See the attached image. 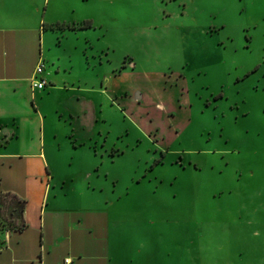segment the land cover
Here are the masks:
<instances>
[{
  "label": "rangeland",
  "instance_id": "rangeland-1",
  "mask_svg": "<svg viewBox=\"0 0 264 264\" xmlns=\"http://www.w3.org/2000/svg\"><path fill=\"white\" fill-rule=\"evenodd\" d=\"M188 2L118 0L115 9L85 10L100 23L88 35L79 32L87 50L71 73L88 93L60 82L47 94L46 144L56 131L54 142H68L71 124L57 121L61 111L83 116L73 126L80 139L97 133L93 150L74 149L81 163L68 143L59 159L73 164L59 172L75 171L84 188L80 166L99 160L102 190L83 202L114 209L126 262L264 264V0ZM69 24L75 27L56 28H80ZM42 53L56 61L64 51L50 52L46 42ZM156 158L162 162L152 165ZM17 164L0 162L5 194L18 193L34 175ZM55 179L44 177L52 192ZM9 198L0 199V219Z\"/></svg>",
  "mask_w": 264,
  "mask_h": 264
},
{
  "label": "crops",
  "instance_id": "crops-1",
  "mask_svg": "<svg viewBox=\"0 0 264 264\" xmlns=\"http://www.w3.org/2000/svg\"><path fill=\"white\" fill-rule=\"evenodd\" d=\"M125 1L137 4V0ZM154 1L162 7L172 2L189 5L188 0ZM116 2L118 0H0V162L5 158L18 160V166H26L28 172H34L18 193L9 195L0 191V199L10 197L11 201L6 215L0 219V264H130L122 259L120 220L114 209L104 204L92 207L83 202V197H98L96 189L102 190L98 182L99 160L92 159L90 168L80 166L79 178L84 188L78 186L75 171L59 172L60 167L73 164L59 159L61 151L69 152L68 143L69 153L76 154L75 150L84 145L93 150L90 143H98L99 136L93 131L87 141L80 139L73 126L77 120H83V116L72 110H59L57 121L71 124L70 134L63 135L68 142H54L59 135L56 131L50 132L52 143L47 145L49 117L43 109L47 94L58 91L60 88L56 86H61L60 82L67 91L77 89L79 94L88 93L83 90L82 77L71 73L76 65L83 66L79 57L87 50L79 32L85 30L88 35V31L97 29L100 23L96 13L85 10L88 12L91 6L96 11L98 6L105 11L108 5L115 9ZM85 20H92L91 29L51 27L57 23L81 24ZM46 42L50 52L52 47L64 51L56 61L45 60L42 45ZM41 60L56 68L55 74L46 77L53 86L49 92H44V88L34 90L31 85L34 70ZM90 86L91 92L97 94L98 83ZM73 158L81 163L80 155ZM44 177L55 179V192H52L53 181H45ZM15 198L26 201V206L19 209L12 202ZM11 223L22 227H9Z\"/></svg>",
  "mask_w": 264,
  "mask_h": 264
},
{
  "label": "trees",
  "instance_id": "trees-1",
  "mask_svg": "<svg viewBox=\"0 0 264 264\" xmlns=\"http://www.w3.org/2000/svg\"><path fill=\"white\" fill-rule=\"evenodd\" d=\"M84 22V23H83ZM80 25H79V27L80 28H91L92 27V22H91V20H85V21H83ZM57 25H61L63 28L64 27H75V25L74 26H71L69 23H57V24H53V25H51V27L52 28H56L57 27ZM219 97H221L220 96V94H217V95H215V99H218ZM162 155H164V154H162ZM159 162H162V159H159V158H156L155 159V161L152 163V165H156V164H158ZM13 204L15 205V206H17V207H19V209H22V208H24L25 206H26V201H24V200H21V199H19V198H15L13 201ZM9 227H12V226H14V227H16V228H21L22 227V225L20 224V225H15V224H9L8 225Z\"/></svg>",
  "mask_w": 264,
  "mask_h": 264
},
{
  "label": "built area",
  "instance_id": "built-area-1",
  "mask_svg": "<svg viewBox=\"0 0 264 264\" xmlns=\"http://www.w3.org/2000/svg\"><path fill=\"white\" fill-rule=\"evenodd\" d=\"M45 71H46L45 65L43 64V62H40L36 66L34 70V74L31 78V85L34 90L43 89L48 84V80L46 76H44V74L47 75Z\"/></svg>",
  "mask_w": 264,
  "mask_h": 264
}]
</instances>
